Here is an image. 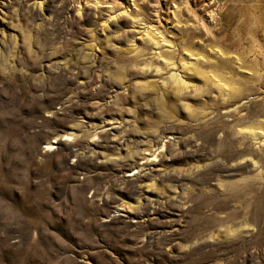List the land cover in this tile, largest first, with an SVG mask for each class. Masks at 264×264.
Returning a JSON list of instances; mask_svg holds the SVG:
<instances>
[{
  "label": "rangeland",
  "instance_id": "1",
  "mask_svg": "<svg viewBox=\"0 0 264 264\" xmlns=\"http://www.w3.org/2000/svg\"><path fill=\"white\" fill-rule=\"evenodd\" d=\"M0 264H264V0H0Z\"/></svg>",
  "mask_w": 264,
  "mask_h": 264
},
{
  "label": "bare ground",
  "instance_id": "2",
  "mask_svg": "<svg viewBox=\"0 0 264 264\" xmlns=\"http://www.w3.org/2000/svg\"><path fill=\"white\" fill-rule=\"evenodd\" d=\"M239 18H237L238 19V21H239V23H242V24H245V21L246 22H248L249 23V21H250V19H254L253 18V16H246L245 14H239V16H238ZM260 21H261V19H260ZM254 22V21H253ZM249 24H251V23H249ZM248 26V25H247ZM149 30V29H148ZM162 62V64H163V68L165 69V70H169L170 69V66H172L173 64H171V62L169 61H167V60H163V61H161ZM174 66V65H173ZM159 72V70L157 71V73ZM179 75L178 74H175V73H173V72H170V74H169V78L170 79H174V80H176V82H181L182 83V81L179 79ZM243 98H245V97H243ZM165 140V139H164ZM51 146V143H47L46 144V147H45V150H47L49 147Z\"/></svg>",
  "mask_w": 264,
  "mask_h": 264
}]
</instances>
